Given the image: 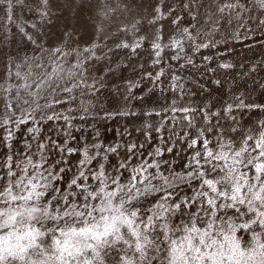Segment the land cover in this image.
I'll return each mask as SVG.
<instances>
[{"label": "snow or ice", "instance_id": "snow-or-ice-1", "mask_svg": "<svg viewBox=\"0 0 264 264\" xmlns=\"http://www.w3.org/2000/svg\"><path fill=\"white\" fill-rule=\"evenodd\" d=\"M73 3L0 0V264H264V0H98L50 46Z\"/></svg>", "mask_w": 264, "mask_h": 264}, {"label": "rangeland", "instance_id": "rangeland-1", "mask_svg": "<svg viewBox=\"0 0 264 264\" xmlns=\"http://www.w3.org/2000/svg\"><path fill=\"white\" fill-rule=\"evenodd\" d=\"M60 3H63V0H59ZM98 0H74L73 7L71 9L62 8L57 12L59 19L53 18V22L48 26V38L50 41V46H56L61 43V38L65 30L73 32L72 42L74 47L83 48L88 46L90 40H95L97 37L94 34L93 23L96 17V8L94 5ZM113 3L119 2V0H112ZM25 15H29L25 13ZM253 44V41L248 40L244 43H234L236 51L240 53V56H237L236 59L239 60L242 57L246 56L249 58L248 62H251L253 59H260L264 56V47L259 45H254L252 50H249L246 45ZM32 55L30 48L25 49L24 52H21V55ZM207 54V52L205 53ZM100 69L98 72H94L93 75L99 77L103 76V64L96 65ZM133 75L131 68L127 70L118 71L115 76L105 77V85L101 90L96 94L95 97L85 96L84 99L91 100L92 103L100 109L116 111L118 108L122 107L124 101L122 97L115 90L119 85L122 84V77L127 78ZM241 91L243 92L246 88H251V82L245 84L243 80L240 81ZM247 85V87H246ZM231 87V85H229ZM220 93L217 92L216 96L219 97ZM256 94V95H255ZM259 91L254 93V98H260ZM197 103L203 102L207 99L206 96H197L194 98ZM103 116V111L101 112ZM133 118H117V119H101L94 121L95 127L99 129L101 136L104 138L106 143H114L120 140V135L118 133L125 127L127 124L128 128L131 130L133 127L131 123ZM139 121H137V124ZM77 135H80L77 133Z\"/></svg>", "mask_w": 264, "mask_h": 264}, {"label": "bare ground", "instance_id": "bare-ground-1", "mask_svg": "<svg viewBox=\"0 0 264 264\" xmlns=\"http://www.w3.org/2000/svg\"><path fill=\"white\" fill-rule=\"evenodd\" d=\"M246 87H247V85H246ZM257 93H258V91H257ZM220 95V94H219ZM256 95V94H255ZM259 96V95H258ZM261 98V97H260Z\"/></svg>", "mask_w": 264, "mask_h": 264}]
</instances>
